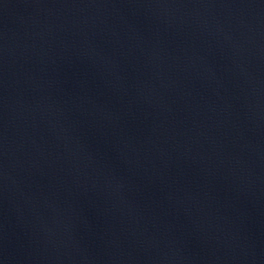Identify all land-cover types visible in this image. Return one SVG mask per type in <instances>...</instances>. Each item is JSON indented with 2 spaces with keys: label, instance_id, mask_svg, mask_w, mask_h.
Returning <instances> with one entry per match:
<instances>
[{
  "label": "water",
  "instance_id": "95a60500",
  "mask_svg": "<svg viewBox=\"0 0 264 264\" xmlns=\"http://www.w3.org/2000/svg\"><path fill=\"white\" fill-rule=\"evenodd\" d=\"M0 264H264V0H0Z\"/></svg>",
  "mask_w": 264,
  "mask_h": 264
}]
</instances>
